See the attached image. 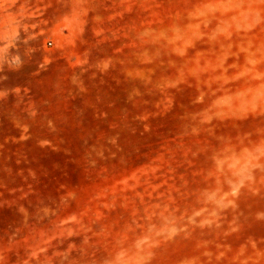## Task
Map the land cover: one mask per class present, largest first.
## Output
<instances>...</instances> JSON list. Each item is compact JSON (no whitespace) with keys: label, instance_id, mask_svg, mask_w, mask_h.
<instances>
[{"label":"rangeland","instance_id":"374dc122","mask_svg":"<svg viewBox=\"0 0 264 264\" xmlns=\"http://www.w3.org/2000/svg\"><path fill=\"white\" fill-rule=\"evenodd\" d=\"M0 264H264V0H0Z\"/></svg>","mask_w":264,"mask_h":264}]
</instances>
